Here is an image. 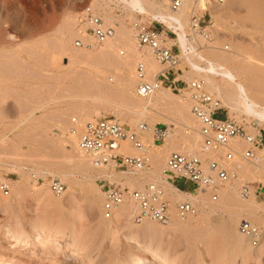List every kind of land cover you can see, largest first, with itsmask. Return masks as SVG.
Listing matches in <instances>:
<instances>
[{
    "label": "rangeland",
    "instance_id": "1",
    "mask_svg": "<svg viewBox=\"0 0 264 264\" xmlns=\"http://www.w3.org/2000/svg\"><path fill=\"white\" fill-rule=\"evenodd\" d=\"M155 1L164 10L171 11L170 0ZM190 7L192 10V4ZM89 9L107 25L117 27L114 28L113 36L117 35L115 40L118 42L112 37L116 42L112 40L114 48L108 50L105 42L98 45L90 36L82 37L83 42L86 41L82 47H74L77 38L76 21ZM194 10L210 27L208 33L213 40L206 45L213 46V53L210 51L213 56H219L216 51L220 52L221 49V56H225L223 48L228 47V55L234 50L264 62V0H223L220 4L217 0H199L193 13ZM134 24H145L164 31L167 46L176 43V38L167 33L173 32L172 29L132 14L122 8V4L110 0H0V180L8 182L10 190L7 195L0 193V264H137V261L140 264H258L259 261L264 264V256L260 260L244 258L243 254L235 251L237 249L229 237L230 233L220 224L221 219L228 214L223 202L226 193L237 197L246 185L256 205L253 204L255 208H242L239 218L264 228V174L254 172L251 163L239 157L229 162L228 166L235 178L215 187V193L218 192L216 201L210 200L209 193L203 200L200 192L192 194L200 200L196 201V215L179 220L175 217L167 225L152 221L137 225L133 216L121 224L123 221L120 223L118 218L113 217L104 221L100 213L102 194L99 179L120 185L123 183L128 191L133 187L130 189L126 176V179L119 175V179L118 176L111 179L109 176L112 170L104 168L106 175L94 174L92 181L86 182L81 172L74 170L72 163L66 161L69 155L74 160L76 157L83 159L82 152L73 149L75 147L72 146L74 143L71 144L70 133L63 129L71 117L78 120V130L84 127L85 121L91 123L102 118L115 119L131 130L137 129V123L140 122L145 123L151 131L155 126L167 128L174 136L177 148H183L181 153L199 152V147L196 148L190 141L194 142L195 136H187L188 130L183 127L186 123L184 121H189L190 128L195 125L193 120H189L192 117H187L189 107L178 112L179 107L187 103L185 97L165 85L161 88L168 92L165 97L167 102L157 90L151 98L136 96L135 66L141 62L149 67L151 65V69L146 67V70L150 69V75H146L149 81L156 78L162 67L156 66V61H150L152 55L146 49L138 48L133 37ZM126 37H129L127 43ZM86 45H90L91 54L85 50ZM206 45L201 43L202 48ZM104 48L106 50L103 53ZM73 53H88L89 56L87 54V58L83 56L80 59V54ZM72 54L80 55L75 62L79 59L81 61L70 66L69 58ZM178 69L182 74H177L186 81L193 77L192 80H197L193 74V77L190 76L191 71L183 60ZM177 74L175 76L180 78ZM187 75L191 78H187ZM245 78L246 81L254 79L251 76ZM89 81L96 84L94 86L99 87L97 89L105 100L111 103L120 105L128 98L130 103L134 100V106L139 107L141 104L139 108L136 106L138 110L143 109L147 102V105L155 108L146 110L141 118L139 112L142 109L138 112L136 108L139 121L131 112L132 115L128 116L129 112L112 104L92 102L91 105L89 101L79 102L77 97L85 96V93L91 95L87 91ZM156 95L160 99H155ZM120 99L123 101L120 102ZM81 103L85 107L79 106L80 111L81 108L85 109L83 116L78 107ZM222 108L221 113L228 116V109L224 106ZM130 117L138 121L132 122ZM236 123L242 127L240 122ZM170 125L173 129H169ZM253 126L256 130L253 135L250 134L252 137L259 130L264 131V127L256 123ZM151 131L149 133L147 130L145 133L148 136L144 133L146 137L143 134L142 139L151 160L150 173L155 168L153 175H156L160 171L153 164L154 149H158L157 152L165 150L169 138L163 143L154 142ZM65 142L66 151L62 149ZM239 165H242L243 170L237 169ZM60 169L73 173L74 181L72 178H62ZM50 179H57L64 185L65 190L63 196L59 195L60 198L51 192ZM16 181L21 187L15 191L12 185ZM142 182H138L137 187L142 186ZM177 186L193 190V186H186L183 182H178ZM43 189L50 190L49 197H42L39 192ZM172 195L174 197L175 193ZM186 199L179 198V201ZM38 235L50 237L35 248L29 247L27 241ZM153 251L159 257L152 258ZM69 252L75 253L81 260L70 262V259H66Z\"/></svg>",
    "mask_w": 264,
    "mask_h": 264
},
{
    "label": "built area",
    "instance_id": "2",
    "mask_svg": "<svg viewBox=\"0 0 264 264\" xmlns=\"http://www.w3.org/2000/svg\"><path fill=\"white\" fill-rule=\"evenodd\" d=\"M184 0H170V7L173 11L178 10ZM222 3L223 0H217ZM195 12L190 18L187 39L189 44L199 46L212 42L208 33L206 23L198 17ZM77 38L74 41L75 47L84 45L83 36H90L96 44H103L110 39L115 30L107 25L104 20L90 9L82 13L77 21ZM135 39L140 49H146L154 60L162 67L155 80H147L146 65L139 63L135 66L136 95L140 98L151 96L158 88L162 87L170 74L181 73L178 69L181 64L179 55L181 50L177 43L167 46L164 31H159L145 24H134ZM172 36L176 35L169 31ZM167 36V35H166ZM202 39H204L202 41ZM180 96L188 97L190 101V112L198 123L197 135L200 142L199 152L181 153L171 152L165 161L162 170L161 181L149 180L139 188L126 190L116 183H109L99 179L102 203L100 213L104 220H110L114 213L125 201H130L135 207L133 220L137 224L144 221H152L160 225H167L171 219V208L177 217L185 219L197 214V204L191 200L175 201L169 200L163 183L178 188L177 183L183 182L186 186H193V190L184 188L185 193L208 192L210 200L216 201L218 196L215 187L232 181L235 174L226 166V163L234 158L237 152L230 146V142L243 138L245 130L222 114L223 108L219 106L218 100L209 95L199 80L183 82V86L173 89ZM221 116V117H219ZM78 121L73 120L70 131L78 134V148L88 157L92 167L96 169L108 168L124 175L135 176L148 174L151 169V160L147 153L143 152L141 131L145 126L127 129L115 119H99L84 125L78 130ZM167 128H153V141L164 142L169 135ZM259 130L252 138H246L251 144L250 148L242 150L238 155L240 158L251 162L264 163V143ZM132 148L137 151L129 154L125 148ZM221 151V153H219ZM201 154H212L209 157L201 158ZM9 186L5 181L0 180V193L6 192ZM49 188L54 195H60L65 187L57 179H50ZM242 194L247 196L249 187L243 186ZM239 233L244 236L253 249L264 250V228L252 222L242 220L238 225Z\"/></svg>",
    "mask_w": 264,
    "mask_h": 264
},
{
    "label": "bare ground",
    "instance_id": "3",
    "mask_svg": "<svg viewBox=\"0 0 264 264\" xmlns=\"http://www.w3.org/2000/svg\"><path fill=\"white\" fill-rule=\"evenodd\" d=\"M110 1L111 2H115V3H118V4H122V8L126 9L127 11H129L132 14H135L137 16L143 17L144 19H147V20H150V21H155V22H157L159 24L164 25L168 29H172L173 30V33H175V35H176V39H175L176 40V43L179 45V48L181 50V53H180L181 56L179 55V59L181 61L183 60L188 65V67L190 69L189 72L191 71V73H189L190 76L191 77H193V75L196 76L195 78H197V80H199V81H201L203 83V85H204L207 93L209 95H211L215 100H218L219 106L221 108L224 106L225 108L228 109V111H229L228 116L230 118H233L236 122L238 121V122H240L242 124V127L245 130V139L244 138L242 140L237 139V140H234V141H231L230 142V146L237 152V154L234 155V158L235 157H239L240 158V156L238 154L240 152H242V150L251 147V144L248 142V140L246 138H252V136L250 134L253 135L254 131L256 130V128L253 126V123H256L258 126L264 127V62H262L261 60L257 59L256 57H253L252 55H249L247 53H239V52L234 51V50H233V52H231V55H230V52H229V55H228V53H226V50H228V47H224L223 48V51L225 50V52H223L225 56H223V55L221 56V53L220 52H222L221 51L222 49L220 50V52H218L219 50L216 51L217 53H219V56H220L219 57V56H216L215 54L213 56V54H212L213 53V50L212 49H214L213 46H210L209 45L210 47L209 46L207 47V45H206L203 48L200 46V48L196 49L193 45L189 44V40L187 39V30H186L187 27L186 26H187V24H189L190 18L193 15V9L197 6V3L199 2V0H184L182 6L178 10H176V11H173L171 9V7L169 9L171 11H167V9L164 10L165 8L163 9L159 5H157V3H156L155 0H110ZM191 4H192V10H191V7H190ZM115 29H117V27ZM130 35H131V33H130ZM134 35H135V30H134ZM112 37L115 40L116 37H117V35L112 36ZM112 37H111V39H108L107 41H105V44H104V45H106V47H108V50L114 48L113 47V41L114 40H113ZM133 37L135 38V36H133ZM203 40L204 39H202V41ZM115 41H114V43L116 44V42H118V41H116V42ZM209 41L207 40V42H209ZM85 42L86 41L84 40V43ZM127 42H129V37L128 38L127 37L125 38V43H127ZM104 45H103V47H104ZM89 46H87V45L84 46L85 47V50H88L89 51V49L91 48V47L89 48ZM195 46H199L197 42H196V45ZM76 48H78V47H76ZM201 48H202V50H200ZM218 49H220V48H218ZM104 50H106V48L103 49V53L105 52ZM210 51H212V53ZM203 52H205V53L203 54ZM208 52L211 53V54H208ZM81 53H83V52H81ZM81 53H73V54H80L81 56L80 55L79 56L81 58L78 55H73V54H72V56L70 55V58H69L70 59V61H69L70 62V66H71V64L73 65V63L75 62V60L77 61L78 58L82 59L83 56H85L88 53H90V51L87 54H85V55H83ZM214 53H215V51H214ZM103 55H105V54H103ZM211 55L213 57H211ZM88 56H89V54H88ZM144 59H146V61H147V58H144ZM152 59H153V57H152ZM152 59L150 58V61L152 63H154L155 60L152 61ZM79 60H78V62H79ZM141 60H143V59H141ZM78 62H75V63L77 64ZM150 63H147V64L150 65ZM156 64L159 65L157 62H155V65ZM155 65H153V66H155ZM146 67H147V69L148 68L151 69V65H150V67L149 66H146ZM149 70H146V73H147L146 75L147 76L150 75V74H148V71ZM72 71H74V70H72ZM72 73L71 74L69 73V74L73 76ZM188 75H187V78L190 79L191 77L188 76ZM250 76H251V78L253 77L255 80L252 78L253 80L246 81L245 80L246 79L245 77H250ZM154 78H155V76H154ZM251 78H249V79L247 78V80H250ZM192 79H194V77L191 78V80ZM92 80H90V81L92 82ZM191 80H189V81H191ZM90 81L88 82V84H90V87L88 88V90L86 88V90L89 91L91 93V95L88 96L89 94L87 95V93H85L86 95L85 96H82L83 95L82 94L81 95L82 97H80V98L77 97V99H76L79 102H83V103L87 102L88 103V101H89V102H91V105H92V102H93V104L94 103L95 104L96 103L112 104V105H114L115 107H117L119 109H123L127 113L128 112L129 113L131 112L133 115L130 113V115H128V116H131V115L134 116V117L136 116L137 119H138V117H139L140 114H141L140 115V118L142 116H144L146 114V112H145L146 110H152L153 108H155L154 106L153 107L150 106V104L147 105L149 103V102H147L146 105H143L144 106L143 109L140 108V109H142L141 110V113H140L139 112L140 109L138 110V108L141 107V104H140L139 107L137 105L134 106L133 105V103H134L133 101L134 100L133 101L131 100V103H132L131 104L130 103V100H128V98L126 100H124V101L122 99H120V102L123 101L121 104H120V102H118L120 105L111 103L110 101H107L108 99L105 100V97L103 96V94L99 92L100 91L99 89H97L99 87L98 86H94L96 84H91ZM157 92L160 95H163L165 101L167 100V99H165V97L168 95V92H166L164 88L163 89L161 87L158 88L157 89ZM165 93H167V94L165 95ZM153 94L151 96H153ZM159 94H157V95H159ZM157 95H156V98L155 99H160V98H157ZM151 96H149V97L151 98ZM149 97H147V98H149ZM160 97H162V96H160ZM185 98H186V101H187V103L184 102V103H186L185 104L186 106L184 104H182V106H184V107H179L178 112L180 111L179 113H181V111H183L184 108L187 109V107H189V113L188 114L186 113V114L188 115L187 117H189V116L192 117V118H189V120H193V122L195 123V125L193 126L194 128H190L191 125H189L190 124L189 121H184V123L185 122L186 123H185V125H183V127H185V129L188 130L187 136H188V134L190 136H192V137L195 136L194 137L195 139L193 138L194 139V142L192 140H190V141L197 148V147H200L199 138H198V135L196 133L197 132L196 130H197V127H198V123L194 119V117L192 116V114L190 112V106H191V104H190V101H189L188 97L186 96ZM142 99H146V98H142ZM161 100H163V99H161ZM161 100H158V101H160L159 103H162V102L164 103V101L161 102ZM154 105H156V104H154ZM79 106L80 107H84L82 103H81V105L79 104L78 107ZM149 106L152 107V108H150ZM78 107H76L77 108L76 111H78ZM80 107H79V111H80ZM84 108H81V111H80L81 112L80 114H82L81 116L85 115L84 114V110H85ZM182 108H183V110H181ZM135 109L139 112V115H136V114H138V112ZM123 110H122V112H124ZM134 111L137 112V113H135ZM147 112H149V111H147ZM74 113H77V112H74ZM86 114H87V112H86ZM58 116H60V115H58ZM73 116H74V114H73ZM124 116H126V115H123V117ZM130 118H132V117H130ZM83 119L85 120V118H83ZM134 119H133L132 122H135V121H138L139 120V119L138 120L136 119L134 121ZM54 120H57V119H54ZM73 120H75L74 117H71L69 119V122L66 121V122H68V125L65 128H63V129H66L70 133V135H71L70 136L68 134L70 136V141L72 142L71 144L74 143V145H75V146L72 145L73 147H75V148H73V147L72 148L74 150L76 149V151L78 149V152H81L79 150V148H78V145H77V143H78V134L77 133H72L70 131V128H71V124L70 123H72ZM140 123L141 124L137 123L138 128L141 127V126H145V129L141 131V141H142V144H143L142 151L145 152V153H148L147 152V148H146V146L144 144V139H142V135L147 130H149V133H150L151 130L148 129V127H147V125L145 123H143V124H142V122H140ZM86 124H89V121L88 122L85 121V125ZM169 129H173L171 127V125H170V128ZM246 131H249L250 133H248ZM151 133H152V137H153V131H151ZM145 134H144V137H146ZM146 135L148 136V134H146ZM168 138H169V142H168L165 150H162V152H161V150L157 152L158 149L155 148L156 149V152H157L156 155H155V149H154V152H153V154L155 156L153 158L154 159L153 160L154 167H156L157 170L160 171V172L157 171L158 173L156 175H153V172L156 170L155 168L153 169L154 171L152 170V173H150L151 172V169H152V167H151V169H150V171H149L148 174H145V175L144 174L143 175L141 174L138 177H135V176H132V175L131 176L124 175V174L119 173V172L117 173V172H115L113 170L110 171L111 172V175L109 176V174H108L107 176H109L110 178L111 177L114 178V177H116L118 175L121 176V177H123V178H125V176H126V178H127L126 181H127V184L130 186V189L132 187L134 189V186H135L134 184H136V187L135 188H139V187H137V186H139V185H137L138 182L140 183V182L143 181L142 182V185H143V183H145V182H147L149 180H152V181H161V179H162V170L164 168V165H165V161H166L167 156L171 152H177V151L178 152H181V149H183V148H177V145L174 142V136L172 134L169 133ZM62 142H64V141H62ZM63 144H62V146H63L62 149L66 151L65 148L67 146V142H65ZM125 149L127 150V152L129 154H135V153H137V151L134 150V149H132V148L127 147ZM219 153H221V151H219ZM81 154H83V153H81ZM211 155H213V153L212 154H201V153H199V156L200 157L201 156L209 157ZM82 157L84 159V160L81 159L82 161L80 160L79 157H78V159L76 157V160H78V161L74 160L73 157H71V155L67 156L66 158L64 157V158L66 159L67 162L72 163L71 164V167H73L74 170H78L79 172H81V174L84 176V178H83L84 180L83 181H86V182L92 181V179L94 178V174L99 175V176L100 175H106V172H105L104 168L107 169V170H110V169H108L106 167H104L103 169L102 168L96 169V168L92 167L90 161H88L89 160L88 157L84 156V154H83ZM234 158L232 160H234ZM240 159L243 160V161H245V162H248V161H246V160H244L242 158H240ZM229 162L226 163V166L228 168H229V166H228ZM249 163H251V162H249ZM251 166L253 167L254 172H257L260 175L261 174H264V163H262L261 161L260 162H257V163H251ZM229 169L231 170V173H233L232 169L231 168H229ZM237 169L238 170H243L242 165L241 166L239 165L237 167ZM57 172H58V170H57ZM59 174L64 179H71L72 178V180H73V177H74L73 173H71V172H69L68 170H65V169L64 170L60 169L59 170ZM119 176H118V179H119ZM110 178H108V179H110ZM120 180L122 181V179H120ZM121 181H120V183H121ZM126 181H125V183H126ZM122 182H124V180ZM226 182H229V181H226ZM6 183L8 184V182H6ZM18 183H17V181L16 182H13L14 185H12L13 186L12 188L15 191L18 190V189H20V187H21V185L18 184ZM83 183H85V182H83ZM83 183H81V184H83ZM89 184H91V183H89ZM121 185L123 186V183ZM8 186H9V184H8ZM85 186H86V184H85ZM163 186H164V188H165V190H166V192L168 194L169 200L173 204H174L175 201H179V198L180 199L187 198L186 200H191L194 203H196V201L197 202L200 201L198 199V197H195V196L192 195L194 193H185V192H183L181 190H178L177 188L172 187L171 185L166 184V183H163ZM92 188L90 189L91 191L93 190ZM9 191L10 190L8 188V190L6 192H2L1 194L2 195H7ZM11 191H12V189H11ZM199 192H200V195H201L200 197H201L202 200L206 198V194H207V197L209 195L207 191L206 192L199 191ZM39 193L42 194V197H44V196L49 197L50 190L43 189ZM174 193H175L176 198H178V199L174 198L175 196L173 197L172 194H174ZM217 194H218V192H217ZM60 196H63V193H62V195L60 194ZM60 196L57 197V195H56L55 197L56 198H60ZM237 197H233L231 193H226V198L225 199L223 198V202H224V205H225V208H226V211L225 212H227L228 214H227V216L225 218L221 219L220 224L225 229V231H227V233L228 232L230 233L229 234L230 235L229 237H231V239L233 241L232 243H233V245L237 249L235 251L243 254L244 258H253V259H259L260 260V258L262 256H264V250L262 248L253 249L252 250V247L249 244L248 240L244 236H242L239 233V231H238V225H239L240 221H242V219H243V218L242 219L239 218V211H241L242 208L249 207V206L253 208V206L256 205L253 202V195H252L251 192H249L247 196H245V195H243L241 193ZM97 202L98 201H96V203ZM49 203H51V201H49ZM101 203H102V201H101ZM58 205L61 206L60 203ZM254 208H255V206H254ZM100 209H101V207H100ZM134 211H135V207L133 206V204L130 201L127 200L114 213L113 218H118L119 221H120V223L123 221L121 223V224H123V223H125V221L128 220L129 217H132L133 216ZM175 217H177V215L174 212V207H172L171 208V219H170V221L172 219H174ZM178 220H179V217H178ZM120 223L118 225H120ZM120 226H122V225H120ZM47 237H50V235H48ZM47 237H45V238H47ZM45 238H44V236L38 235V236H36L32 240L29 239L30 241H27L26 244H28L29 247H31V248H35L36 246L40 245V243ZM151 256H152V258L159 257L158 253H156L154 251L152 252V255ZM67 258L70 259V262L72 261V263H77V262H79V259H80V257L77 256V255H75V253H73V252H69V255L66 256V259ZM137 264H140V261H137ZM258 264H261L260 261L258 262Z\"/></svg>",
    "mask_w": 264,
    "mask_h": 264
},
{
    "label": "crops",
    "instance_id": "4",
    "mask_svg": "<svg viewBox=\"0 0 264 264\" xmlns=\"http://www.w3.org/2000/svg\"><path fill=\"white\" fill-rule=\"evenodd\" d=\"M174 74H170L166 81H163V85L167 86L169 89H177L183 86V82H186V80L183 78V76H179L180 78H177ZM263 143H264V133L262 134ZM178 184V183H177Z\"/></svg>",
    "mask_w": 264,
    "mask_h": 264
},
{
    "label": "trees",
    "instance_id": "5",
    "mask_svg": "<svg viewBox=\"0 0 264 264\" xmlns=\"http://www.w3.org/2000/svg\"><path fill=\"white\" fill-rule=\"evenodd\" d=\"M178 189H179V190H181V191H184V189H183V188H180V187H178Z\"/></svg>",
    "mask_w": 264,
    "mask_h": 264
}]
</instances>
